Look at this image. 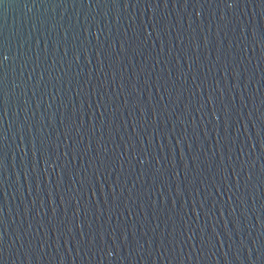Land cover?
I'll use <instances>...</instances> for the list:
<instances>
[{
  "label": "water",
  "instance_id": "1",
  "mask_svg": "<svg viewBox=\"0 0 264 264\" xmlns=\"http://www.w3.org/2000/svg\"><path fill=\"white\" fill-rule=\"evenodd\" d=\"M0 264H264V0H0Z\"/></svg>",
  "mask_w": 264,
  "mask_h": 264
}]
</instances>
